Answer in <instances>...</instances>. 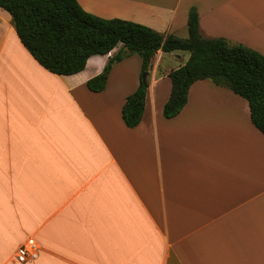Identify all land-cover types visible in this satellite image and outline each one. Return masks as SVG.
I'll list each match as a JSON object with an SVG mask.
<instances>
[{
    "label": "crops",
    "instance_id": "crops-1",
    "mask_svg": "<svg viewBox=\"0 0 264 264\" xmlns=\"http://www.w3.org/2000/svg\"><path fill=\"white\" fill-rule=\"evenodd\" d=\"M76 1L181 39L194 9L202 36L264 56V0ZM120 46L55 75L0 8V264H264V135L247 101L198 80L165 118L168 73L188 56L158 50L128 128L121 108L139 84L138 55L114 64L101 92L86 87ZM28 241L36 256L19 263Z\"/></svg>",
    "mask_w": 264,
    "mask_h": 264
},
{
    "label": "trees",
    "instance_id": "trees-1",
    "mask_svg": "<svg viewBox=\"0 0 264 264\" xmlns=\"http://www.w3.org/2000/svg\"><path fill=\"white\" fill-rule=\"evenodd\" d=\"M24 48L44 69L55 75L81 72L92 55L109 56L103 71L86 81L91 92H101L111 67L136 54L140 58L139 84L121 108V118L128 128L141 120L147 73L152 58L164 53L184 51L187 60L168 73L171 81L163 116H176L187 101L189 87L198 80H210L226 87L248 103L252 124L264 135V56L242 44L223 38L202 36L197 13L191 9L187 18V38L163 36L151 28L121 19H104L84 11L76 0H0Z\"/></svg>",
    "mask_w": 264,
    "mask_h": 264
},
{
    "label": "built area",
    "instance_id": "built-area-1",
    "mask_svg": "<svg viewBox=\"0 0 264 264\" xmlns=\"http://www.w3.org/2000/svg\"><path fill=\"white\" fill-rule=\"evenodd\" d=\"M35 256V247L29 241L19 246L16 251V260L19 263H25L26 261L35 258Z\"/></svg>",
    "mask_w": 264,
    "mask_h": 264
},
{
    "label": "rangeland",
    "instance_id": "rangeland-1",
    "mask_svg": "<svg viewBox=\"0 0 264 264\" xmlns=\"http://www.w3.org/2000/svg\"><path fill=\"white\" fill-rule=\"evenodd\" d=\"M180 53L181 54H184L186 57L188 56V53L187 52H184V51H180ZM259 53V52H258ZM132 55H136V54H132ZM145 73V72H144ZM142 74H143V72L141 73V77H142ZM210 81V80H209Z\"/></svg>",
    "mask_w": 264,
    "mask_h": 264
},
{
    "label": "water",
    "instance_id": "water-1",
    "mask_svg": "<svg viewBox=\"0 0 264 264\" xmlns=\"http://www.w3.org/2000/svg\"><path fill=\"white\" fill-rule=\"evenodd\" d=\"M147 77V73L142 74V79H145Z\"/></svg>",
    "mask_w": 264,
    "mask_h": 264
}]
</instances>
